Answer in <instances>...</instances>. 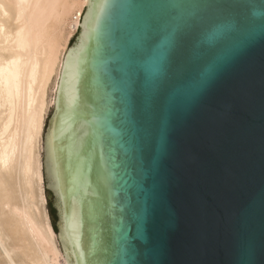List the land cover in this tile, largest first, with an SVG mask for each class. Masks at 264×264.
<instances>
[{
  "label": "water",
  "instance_id": "1",
  "mask_svg": "<svg viewBox=\"0 0 264 264\" xmlns=\"http://www.w3.org/2000/svg\"><path fill=\"white\" fill-rule=\"evenodd\" d=\"M41 163L67 264H264V0H86Z\"/></svg>",
  "mask_w": 264,
  "mask_h": 264
},
{
  "label": "bare ground",
  "instance_id": "2",
  "mask_svg": "<svg viewBox=\"0 0 264 264\" xmlns=\"http://www.w3.org/2000/svg\"><path fill=\"white\" fill-rule=\"evenodd\" d=\"M86 0H0V264H67L45 207L41 148Z\"/></svg>",
  "mask_w": 264,
  "mask_h": 264
},
{
  "label": "rangeland",
  "instance_id": "3",
  "mask_svg": "<svg viewBox=\"0 0 264 264\" xmlns=\"http://www.w3.org/2000/svg\"><path fill=\"white\" fill-rule=\"evenodd\" d=\"M74 34H75V33H74ZM74 34H73V36H74ZM73 36H72V37H73ZM72 37L69 39L68 43L71 41ZM68 43H67V45H68ZM53 106H54V104H52V105L50 106L49 111H48V113H47V116H46V118H45V122H44V128H43V133H42L41 159H43L44 134H45V130H46V126H47V122H48L49 114H50V112H51ZM45 193H46V195H48L49 192L46 191ZM52 200H53V199H51V201H52ZM47 203H48V200H47ZM47 203H45V207H46V209L48 210ZM56 212H57V210H56ZM56 216H57V215H56ZM51 220H52V219H51ZM57 220H58V216L56 217V221H57ZM56 227H57V233H58L59 229H58V226H57V222H56ZM57 241H58V245H59V247H60V249H61V245H60V241H59V239H57Z\"/></svg>",
  "mask_w": 264,
  "mask_h": 264
},
{
  "label": "trees",
  "instance_id": "4",
  "mask_svg": "<svg viewBox=\"0 0 264 264\" xmlns=\"http://www.w3.org/2000/svg\"><path fill=\"white\" fill-rule=\"evenodd\" d=\"M47 207H48V211H49V214L51 216V219H52V228H53L54 232H57L56 210H55V207L53 206V203H52L51 199H48Z\"/></svg>",
  "mask_w": 264,
  "mask_h": 264
},
{
  "label": "snow or ice",
  "instance_id": "5",
  "mask_svg": "<svg viewBox=\"0 0 264 264\" xmlns=\"http://www.w3.org/2000/svg\"><path fill=\"white\" fill-rule=\"evenodd\" d=\"M141 175H147V170L142 169L141 170ZM142 187H143V184H142ZM149 196H151V190L149 191Z\"/></svg>",
  "mask_w": 264,
  "mask_h": 264
},
{
  "label": "built area",
  "instance_id": "6",
  "mask_svg": "<svg viewBox=\"0 0 264 264\" xmlns=\"http://www.w3.org/2000/svg\"><path fill=\"white\" fill-rule=\"evenodd\" d=\"M77 30V29H76ZM76 32V31H75Z\"/></svg>",
  "mask_w": 264,
  "mask_h": 264
}]
</instances>
